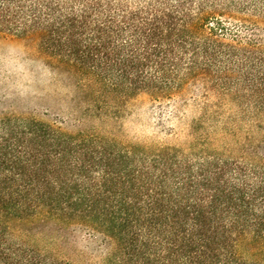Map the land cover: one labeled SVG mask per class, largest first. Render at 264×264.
Returning a JSON list of instances; mask_svg holds the SVG:
<instances>
[{
	"label": "trees",
	"instance_id": "obj_1",
	"mask_svg": "<svg viewBox=\"0 0 264 264\" xmlns=\"http://www.w3.org/2000/svg\"><path fill=\"white\" fill-rule=\"evenodd\" d=\"M0 35L112 109L192 87L257 131L145 146L1 115L0 264H70L53 243L72 231L112 242L103 264H264V0H0Z\"/></svg>",
	"mask_w": 264,
	"mask_h": 264
},
{
	"label": "rangeland",
	"instance_id": "obj_2",
	"mask_svg": "<svg viewBox=\"0 0 264 264\" xmlns=\"http://www.w3.org/2000/svg\"><path fill=\"white\" fill-rule=\"evenodd\" d=\"M103 100L87 78L49 58L32 39L0 35V116L33 117L68 133L94 130L145 146L187 147L205 132L216 145L233 146L234 136L225 128L239 138L243 130H253L248 122L238 121L236 107H216L213 95L203 99L192 87L172 100L139 94L117 109L104 106ZM200 120L203 129L196 131ZM71 233L67 240L53 243L54 250H62L60 258L70 264H103L112 242L102 236L94 240L83 231Z\"/></svg>",
	"mask_w": 264,
	"mask_h": 264
}]
</instances>
